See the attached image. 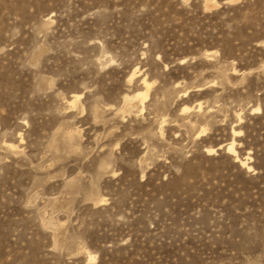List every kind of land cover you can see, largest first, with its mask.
Listing matches in <instances>:
<instances>
[{
	"label": "rangeland",
	"instance_id": "rangeland-1",
	"mask_svg": "<svg viewBox=\"0 0 264 264\" xmlns=\"http://www.w3.org/2000/svg\"><path fill=\"white\" fill-rule=\"evenodd\" d=\"M215 1L0 0V264H264V0Z\"/></svg>",
	"mask_w": 264,
	"mask_h": 264
},
{
	"label": "bare ground",
	"instance_id": "bare-ground-1",
	"mask_svg": "<svg viewBox=\"0 0 264 264\" xmlns=\"http://www.w3.org/2000/svg\"><path fill=\"white\" fill-rule=\"evenodd\" d=\"M241 0H228L227 1V3L228 4H237V3H239ZM220 7V4L217 2V1H215V0H206V3H205V10L206 11H211V10H214V9H217V8H219ZM135 76V74L133 75V77ZM132 77V78H133ZM145 85H146V87H147V92L146 93H138V94H136V95H134L133 97H126V102L129 104V103H131L132 101H134V100H137V99H139L140 101H141V103L142 104H144V102L146 101V99L148 98V91H149V88H150V85H148L146 82H145ZM79 97L78 96H75L74 98H73V105H75V104H77V102L79 101ZM184 111H187V109L186 110H184ZM257 111L260 113L261 112V108H257ZM215 150H209V152L210 153H213ZM228 151L230 152V153H236V150H235V143H231L229 146H228ZM242 166L244 167V168H247L248 170H250L251 169V167H249L248 165H247V163H245V162H242ZM92 260H96V258L95 257H93L92 258Z\"/></svg>",
	"mask_w": 264,
	"mask_h": 264
}]
</instances>
